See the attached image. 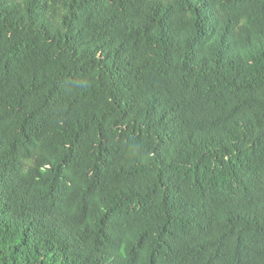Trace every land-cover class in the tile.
<instances>
[{"label":"trees","instance_id":"1","mask_svg":"<svg viewBox=\"0 0 264 264\" xmlns=\"http://www.w3.org/2000/svg\"><path fill=\"white\" fill-rule=\"evenodd\" d=\"M0 264H264V0H0Z\"/></svg>","mask_w":264,"mask_h":264}]
</instances>
